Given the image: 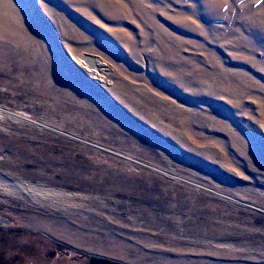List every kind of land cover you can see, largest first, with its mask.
I'll list each match as a JSON object with an SVG mask.
<instances>
[{"label": "rangeland", "instance_id": "374dc122", "mask_svg": "<svg viewBox=\"0 0 264 264\" xmlns=\"http://www.w3.org/2000/svg\"><path fill=\"white\" fill-rule=\"evenodd\" d=\"M264 264V0H0V264Z\"/></svg>", "mask_w": 264, "mask_h": 264}, {"label": "water", "instance_id": "95a60500", "mask_svg": "<svg viewBox=\"0 0 264 264\" xmlns=\"http://www.w3.org/2000/svg\"><path fill=\"white\" fill-rule=\"evenodd\" d=\"M84 256L86 258L85 264H122L120 262L109 260V259H105V258L98 257V256H95V255L86 254Z\"/></svg>", "mask_w": 264, "mask_h": 264}]
</instances>
